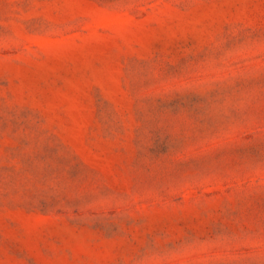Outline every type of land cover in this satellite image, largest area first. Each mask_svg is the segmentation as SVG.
<instances>
[{
  "label": "rangeland",
  "instance_id": "1",
  "mask_svg": "<svg viewBox=\"0 0 264 264\" xmlns=\"http://www.w3.org/2000/svg\"><path fill=\"white\" fill-rule=\"evenodd\" d=\"M0 264H264V0H0Z\"/></svg>",
  "mask_w": 264,
  "mask_h": 264
}]
</instances>
